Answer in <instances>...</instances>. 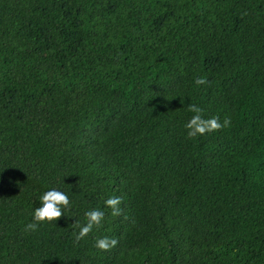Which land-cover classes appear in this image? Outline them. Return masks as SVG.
<instances>
[{"label": "trees", "instance_id": "obj_1", "mask_svg": "<svg viewBox=\"0 0 264 264\" xmlns=\"http://www.w3.org/2000/svg\"><path fill=\"white\" fill-rule=\"evenodd\" d=\"M0 264H264V0H0Z\"/></svg>", "mask_w": 264, "mask_h": 264}, {"label": "clouds", "instance_id": "obj_2", "mask_svg": "<svg viewBox=\"0 0 264 264\" xmlns=\"http://www.w3.org/2000/svg\"><path fill=\"white\" fill-rule=\"evenodd\" d=\"M194 83L200 85L205 83L203 78H196ZM189 111L195 113L187 121L184 127L187 129V137L194 138L197 135H203L206 132H212L220 129L222 126H227L230 123L229 119H224L223 125L219 122L218 118L212 117L210 119H202L200 115V109L196 105H190ZM40 206L35 208L32 212L33 223L27 224L26 229L35 230L37 223L35 222H52L56 221L58 217L62 215V207L68 206L69 200L67 195L56 189H49L39 197ZM105 206L111 208L114 213L118 212V204L120 203L119 197H109L104 201ZM87 217V223L83 226H79V232L76 234V240H80L85 237L92 228L93 225H98L104 216L102 211L92 210L85 213ZM116 244L115 240H111L108 237L100 238L96 241L95 247L101 250H107Z\"/></svg>", "mask_w": 264, "mask_h": 264}]
</instances>
